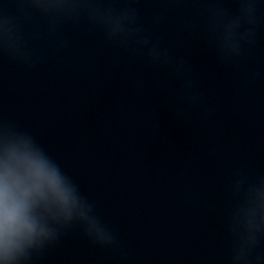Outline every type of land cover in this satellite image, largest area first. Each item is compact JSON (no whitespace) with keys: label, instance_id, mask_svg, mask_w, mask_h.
<instances>
[{"label":"clouds","instance_id":"1","mask_svg":"<svg viewBox=\"0 0 264 264\" xmlns=\"http://www.w3.org/2000/svg\"><path fill=\"white\" fill-rule=\"evenodd\" d=\"M75 203L74 187L60 165L26 140L0 155V254L12 255L38 234L37 209Z\"/></svg>","mask_w":264,"mask_h":264}]
</instances>
